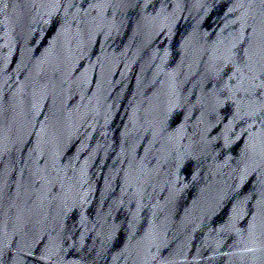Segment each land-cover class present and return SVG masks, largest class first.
I'll return each mask as SVG.
<instances>
[{"label":"water","instance_id":"1","mask_svg":"<svg viewBox=\"0 0 264 264\" xmlns=\"http://www.w3.org/2000/svg\"><path fill=\"white\" fill-rule=\"evenodd\" d=\"M0 264H264V0H0Z\"/></svg>","mask_w":264,"mask_h":264}]
</instances>
